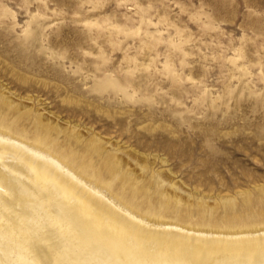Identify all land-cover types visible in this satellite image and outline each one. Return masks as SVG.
<instances>
[{"label": "rangeland", "instance_id": "rangeland-1", "mask_svg": "<svg viewBox=\"0 0 264 264\" xmlns=\"http://www.w3.org/2000/svg\"><path fill=\"white\" fill-rule=\"evenodd\" d=\"M0 138L140 217L264 228V0H0Z\"/></svg>", "mask_w": 264, "mask_h": 264}, {"label": "bare ground", "instance_id": "bare-ground-1", "mask_svg": "<svg viewBox=\"0 0 264 264\" xmlns=\"http://www.w3.org/2000/svg\"><path fill=\"white\" fill-rule=\"evenodd\" d=\"M43 154L0 142V264H264V228L140 217ZM108 163L137 182L122 156Z\"/></svg>", "mask_w": 264, "mask_h": 264}]
</instances>
